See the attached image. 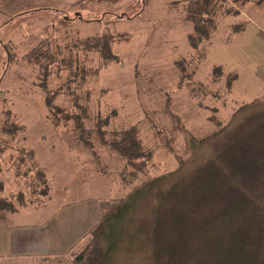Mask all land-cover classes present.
I'll use <instances>...</instances> for the list:
<instances>
[{
    "label": "rangeland",
    "instance_id": "1",
    "mask_svg": "<svg viewBox=\"0 0 264 264\" xmlns=\"http://www.w3.org/2000/svg\"><path fill=\"white\" fill-rule=\"evenodd\" d=\"M192 1L0 0V121L11 111L25 126L2 154V196L29 191L12 170L17 148L34 152L51 188L48 208L0 214V264H264V0H215L198 20ZM127 33L106 66L88 55L99 73L75 89V119L54 122L49 99L67 69L45 78L21 58L44 41L58 60L77 58L76 43ZM216 123L226 129L203 143ZM134 125L154 152L149 175L111 146ZM112 199L123 209L94 239Z\"/></svg>",
    "mask_w": 264,
    "mask_h": 264
},
{
    "label": "trees",
    "instance_id": "2",
    "mask_svg": "<svg viewBox=\"0 0 264 264\" xmlns=\"http://www.w3.org/2000/svg\"><path fill=\"white\" fill-rule=\"evenodd\" d=\"M112 1L117 2L118 0ZM214 1L215 0L192 1L189 6V18L198 20V17L200 16H209L211 13V10L209 9H211L214 5ZM202 28L203 30H206L209 27L202 26ZM129 36L130 34L128 33L118 35L92 36L76 43L75 47L76 49H78L79 56L87 55L86 59H82L83 57L81 58V56H78L77 58L69 57L67 59L62 58L61 60H58L56 57L57 55H55L52 51V48L49 47V41L41 42L36 48H34L21 58L24 62H30L33 65L38 66L42 71L43 77L45 78L55 72L54 70H51L54 65H57V72L59 77L62 76L60 72L67 69L66 71L68 72L69 80L64 83L59 89L55 90L53 94L50 95L49 99V105L52 109L51 116L54 122H64L66 119L71 117L75 119L76 116L72 112V108L74 106H78L77 102L75 101L76 95H78V90L75 89L81 88V86H83L86 81H89L93 78V76L99 73L100 68L93 69L87 66L88 55L92 52H95L99 57L100 66H106L108 63L118 58L117 55L112 51L113 44L121 42L123 37L129 38ZM76 49H72L70 51L72 52ZM195 62L196 61H194V63ZM180 63H183V61H179V64ZM192 64L193 61L191 64H189V66ZM180 68V72L182 73V77L184 79H188L193 75L187 69H184V66L180 65ZM223 72L224 70L222 67L218 66L214 68V72L212 71L214 79L217 78V80H219L220 77L223 76ZM46 80L49 81V78ZM66 85H68L67 90H64V87ZM201 85L202 82H198L196 87H201ZM64 93L68 95V98H71L73 101V103L68 107H63L59 104H55L56 97L63 95ZM190 93L193 97H195L194 95H197L195 94V88H193ZM246 106L248 105H245V107ZM216 125L220 128L213 132L210 137L203 139V143L204 141L209 140V138H214L219 135L226 129L227 126L221 125V123H216ZM24 129L25 126L11 111L5 112L3 119L0 121V172L2 171V154H4L8 149L11 148L13 141L22 131H24ZM120 135L122 137L121 140L111 144L117 155L124 159L128 163V165L131 166L136 172H147L146 174L149 175V172L152 171V168H149V162L153 159L154 152L147 148V146L145 145L139 126L134 125L122 131ZM160 138H162L163 144L170 150V152L175 153L174 144H172L174 138L171 137L169 140H167V137L162 132H160ZM14 154H12L10 157L14 175L17 179H26L29 191L28 193L19 191L14 195V199L10 200L9 198L2 196V194L5 192V182L0 179V214H4L6 212L15 213L19 208L27 204L40 203L42 201L44 202L46 198L49 197L51 192L47 169L38 166L34 152L25 148H17L16 153ZM176 156L178 158V166L179 168H182L185 164L183 162L184 159L180 156V154H177ZM121 202L122 200L119 199L101 201L102 218L98 227L93 233L94 239H96V236H98L97 239L101 240L102 230L104 232L105 227L109 226L110 222L115 219L123 209L122 207L120 208ZM96 244L97 242L95 243V245ZM240 251L242 250L238 249L236 252ZM102 253L104 254L106 259L107 254H105L104 252ZM99 260L101 261L102 258L97 259L98 263L100 264ZM232 261H234L233 258ZM83 263L89 264V262L85 258V254L81 255L80 264Z\"/></svg>",
    "mask_w": 264,
    "mask_h": 264
},
{
    "label": "crops",
    "instance_id": "3",
    "mask_svg": "<svg viewBox=\"0 0 264 264\" xmlns=\"http://www.w3.org/2000/svg\"><path fill=\"white\" fill-rule=\"evenodd\" d=\"M48 198H50V197H48ZM48 198H46V200H47ZM46 200H45L44 202L42 201V202H40V203L27 204V205H25V206L19 208L17 213H20V212L22 211V208L30 207L29 205H31V207H35L36 210L39 209V208H45V207L48 208L49 205L47 204ZM52 211H54V210H52ZM52 211H51V212H52ZM15 214H16V213H15ZM2 216H3V218H7V215H2ZM43 220H44V218H43L42 220H40V222H42ZM12 231H16V229H14V230H12ZM6 234L9 235V238H10L11 240H13V238L15 237V236H14V232H13V233H9V232L6 231ZM37 234H38V235L40 234V235L43 236V233H41V232H38ZM37 239L39 240L40 238L37 237ZM44 250H45V249H44ZM45 251H46V250H45ZM12 262H13V260H12ZM29 262H30V263H33V264H39L41 261H40L39 259H30Z\"/></svg>",
    "mask_w": 264,
    "mask_h": 264
},
{
    "label": "flooded vegetation",
    "instance_id": "4",
    "mask_svg": "<svg viewBox=\"0 0 264 264\" xmlns=\"http://www.w3.org/2000/svg\"><path fill=\"white\" fill-rule=\"evenodd\" d=\"M209 22V21H208Z\"/></svg>",
    "mask_w": 264,
    "mask_h": 264
}]
</instances>
